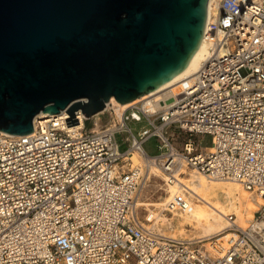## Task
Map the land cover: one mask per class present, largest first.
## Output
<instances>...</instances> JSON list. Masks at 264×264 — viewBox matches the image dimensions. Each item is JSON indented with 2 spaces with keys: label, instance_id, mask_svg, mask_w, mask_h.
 Returning <instances> with one entry per match:
<instances>
[{
  "label": "built area",
  "instance_id": "built-area-1",
  "mask_svg": "<svg viewBox=\"0 0 264 264\" xmlns=\"http://www.w3.org/2000/svg\"><path fill=\"white\" fill-rule=\"evenodd\" d=\"M203 37L208 56L166 105H107V123L83 115L81 128L62 110L27 134L0 130V264H264V204L246 227L231 212L226 234L181 237L172 219L197 200L185 184L159 208L140 203L151 175L169 186L193 170L264 198V0H210Z\"/></svg>",
  "mask_w": 264,
  "mask_h": 264
},
{
  "label": "water",
  "instance_id": "water-1",
  "mask_svg": "<svg viewBox=\"0 0 264 264\" xmlns=\"http://www.w3.org/2000/svg\"><path fill=\"white\" fill-rule=\"evenodd\" d=\"M209 0H0V130L27 134L62 110L90 118L181 72Z\"/></svg>",
  "mask_w": 264,
  "mask_h": 264
},
{
  "label": "rangeland",
  "instance_id": "rangeland-1",
  "mask_svg": "<svg viewBox=\"0 0 264 264\" xmlns=\"http://www.w3.org/2000/svg\"><path fill=\"white\" fill-rule=\"evenodd\" d=\"M116 113V112H115ZM117 114V113H116ZM112 114L109 112H104L99 115L96 114L95 118H92L91 120H88L86 122V126L90 127L93 122L95 121L99 125H103L107 123V121L111 118ZM145 124V122H129L130 127L132 130L136 133L139 128ZM169 132L174 133L177 130L174 127H170ZM126 134L119 133L117 134V139L121 143V149H124L127 147V144L123 142L124 137ZM212 144V136L210 134H204L201 136V146L203 148H209ZM158 139L155 136L149 137L145 144L144 148L146 152L150 155H157L160 153V149L158 148ZM186 173V171H184ZM183 172V173H184ZM188 174L181 176L179 174L180 179L185 180L188 179L190 175H192L191 171H187ZM157 175H151L150 182L148 183L144 193L143 198L140 201L141 204L147 205L150 208V205H154L155 207L159 208L162 202L165 201L168 197V192L170 191L168 189L169 186L165 185L163 183V180ZM198 183L202 184L204 187H207L208 182L206 181H199ZM189 187L193 191L192 194L197 197L200 196V199L197 198V200L192 201L191 206L187 209L186 212L179 213V216H174L172 219V225L174 227V230L169 232V234L174 236H181V237H190V236H197V235H209L217 232L219 229H221V222H218L216 220V216L214 215L211 206L213 203L215 205H219V207L223 205H230L232 202L233 196L236 194V196H242L243 192L239 188L234 194L227 193L223 194L221 198H217L214 195H209L208 203L202 200L201 198H205L207 196L206 191L203 190H197L195 188V185L189 184ZM173 193L172 191H170ZM196 192V193H195ZM252 196H257L254 193H251ZM245 198L243 200V203H245ZM249 207V205H247ZM152 207V206H151ZM260 208V205H258L256 208L250 210L252 213V217L247 220V222L243 225V227H246L251 221L255 220L258 216L257 210ZM235 213L236 217L237 215H240L241 217L247 216L246 214L249 213L248 211L245 212L244 206L242 204H237L233 210L230 211V213ZM238 222V221H237ZM239 223V222H238Z\"/></svg>",
  "mask_w": 264,
  "mask_h": 264
},
{
  "label": "bare ground",
  "instance_id": "bare-ground-1",
  "mask_svg": "<svg viewBox=\"0 0 264 264\" xmlns=\"http://www.w3.org/2000/svg\"><path fill=\"white\" fill-rule=\"evenodd\" d=\"M209 2H210V0H209ZM207 56H208V44L206 43V41L204 40V37H203L201 42H200L199 47L197 48V50L192 55L187 66L181 72H179L174 77H172L170 80H168L166 83L161 85L158 89L152 90V91H150V92H148L142 96H139L137 99L140 100V99L155 98V100L159 102L160 106L168 104L171 100H173V98L180 96L181 93L177 90V87H179L180 81L183 78L192 75L200 67L202 61ZM131 103H133V102L122 103L117 107L112 106V108L117 113V115H120L122 113V111L125 108H127ZM99 113H101V112H99ZM61 114H65V113L62 112ZM39 116H47V113L40 112L35 117H39ZM82 116H83V114L80 115L81 120L78 122V124L72 125L73 128L74 127L75 128H81L83 126V117ZM132 159L134 162L139 161V159L136 155H134L132 157ZM184 171L185 170L182 169V171H180V173L184 172ZM191 173H192V175H190L189 178L185 179V180L180 179L179 174L175 173L174 184H169L168 189L172 192H175V190H177V186H180L178 184L183 183L189 188L190 192H193L191 190V188L189 187V184L191 183V184L195 185V188L197 190H201V191L205 190L206 191L207 196H205V198L203 197L201 199L207 203L209 200L208 194L209 195L212 194L217 198H221V196L223 194H227V193L234 194L239 188L243 192L242 196H236V194H235L233 196V198L231 199L232 202L230 205L225 206L222 204V206L219 207V205H215V203H213V205L211 206V209H212L214 215L216 216V220L218 222H221V224H222L221 229H219L217 232H215L213 234H209V235H200L199 234V235H197V237H211V236L220 237V236L226 234L227 232H224V230L228 226V222H227L225 215L230 213V211L233 210L237 204H242L244 206L245 212H247V211L249 212L246 214L247 216H245V217H241L240 215H237L238 217L236 218V221L239 222L238 224L240 226H243L247 222V220L252 217V213L250 212V210L256 208L258 205L264 204V198H262L260 195L252 196L250 191L243 188L242 185L236 181L210 180L206 176H204L201 173H198L195 170L191 171ZM199 181L208 182V184H207L208 186L204 187L202 184L198 183ZM197 198L200 199V196ZM244 198L246 201L245 203H243ZM247 205H249V207Z\"/></svg>",
  "mask_w": 264,
  "mask_h": 264
},
{
  "label": "crops",
  "instance_id": "crops-1",
  "mask_svg": "<svg viewBox=\"0 0 264 264\" xmlns=\"http://www.w3.org/2000/svg\"><path fill=\"white\" fill-rule=\"evenodd\" d=\"M195 236V235H194Z\"/></svg>",
  "mask_w": 264,
  "mask_h": 264
}]
</instances>
